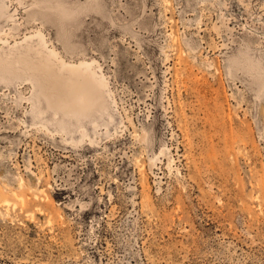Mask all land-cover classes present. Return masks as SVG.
Returning <instances> with one entry per match:
<instances>
[{
	"label": "rangeland",
	"instance_id": "rangeland-1",
	"mask_svg": "<svg viewBox=\"0 0 264 264\" xmlns=\"http://www.w3.org/2000/svg\"><path fill=\"white\" fill-rule=\"evenodd\" d=\"M1 2L0 264H264V0Z\"/></svg>",
	"mask_w": 264,
	"mask_h": 264
},
{
	"label": "bare ground",
	"instance_id": "bare-ground-1",
	"mask_svg": "<svg viewBox=\"0 0 264 264\" xmlns=\"http://www.w3.org/2000/svg\"><path fill=\"white\" fill-rule=\"evenodd\" d=\"M1 5H3V2H1V0H0V6ZM3 72V71H2ZM1 75V74H0ZM2 79H4V78H2ZM29 79V78H28ZM1 80V79H0ZM105 88V87H104ZM95 102L93 103V107H95V103H96V100H94ZM35 103V102H34ZM104 104V103H103ZM115 104V103H114ZM113 105V104H112ZM40 108V107H39ZM41 109V108H40ZM100 111V110H99ZM39 115V114H38ZM66 115L68 116H71V117H76L77 119H78V117H81V116H87L88 115V111H87V109H86V107H85V105L83 104V103H81L80 105H79V107H78V109H75V108H70L69 110H67V113H66ZM58 116V115H57ZM68 116V117H69ZM34 117V116H33ZM70 118V117H69ZM80 119V118H79ZM68 120H70V119H68ZM83 120V119H82ZM65 121V120H64ZM81 121V120H80ZM88 121H90L89 119H88ZM82 122V121H81ZM91 122V121H90ZM72 123V122H71ZM57 124V123H56ZM75 124V123H74ZM95 124V123H94ZM48 125V124H47ZM79 125H80V122H79ZM78 125V126H79ZM93 125V124H92ZM56 127V126H55ZM70 127V126H69ZM72 127H74L73 125H72ZM77 129V128H76ZM81 130H83V129H81ZM60 131V130H59ZM80 132V131H79ZM63 133V132H62Z\"/></svg>",
	"mask_w": 264,
	"mask_h": 264
}]
</instances>
